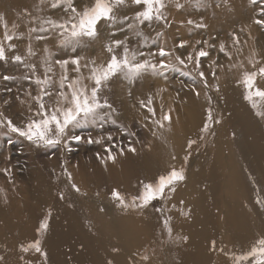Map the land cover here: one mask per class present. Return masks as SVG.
Instances as JSON below:
<instances>
[{
    "label": "bare ground",
    "instance_id": "obj_1",
    "mask_svg": "<svg viewBox=\"0 0 264 264\" xmlns=\"http://www.w3.org/2000/svg\"><path fill=\"white\" fill-rule=\"evenodd\" d=\"M195 1L198 0H163L167 7L164 11L173 16L176 25L180 24L185 29L189 21L194 22L188 17L195 12ZM200 1L205 2L204 9L208 10L203 23L208 24L206 29L210 31L209 19L214 14L212 4L215 0ZM51 3L52 0H44L43 3L41 0H0V16L7 21L9 35L14 36L11 41L4 40L5 28L0 22V41H3L9 57L7 62L0 61V68L14 70L24 67L33 72L26 65H35V72L43 78L46 68L51 67L52 71L47 75L58 76L53 84L59 86L62 69L55 64V60L79 56L81 69L74 78L83 77L82 83L90 89L91 62L95 61L97 67L105 65L111 54L104 53L102 46L119 38H112L110 32L95 39L85 37L82 45L73 52L71 48L60 47L58 30L50 29L48 25H43L49 28L46 32H30L31 28L39 29L46 18L57 21L68 19L69 14L63 10V6L52 9ZM74 3H80L82 10L85 6H91L94 0H74ZM134 5L127 0L126 5L117 9V14L126 16L135 25L130 32L138 36L139 41L134 43L131 38L119 40L127 39L129 48L138 54L151 41L152 35L134 20L135 12L141 11L138 8L140 5H137L138 9L136 6L134 9ZM236 15L240 14L237 12ZM13 24L18 27L13 28ZM168 24L166 19L159 29L164 34L162 48L169 47V42L175 38L172 33L176 26L170 27ZM120 27L118 23L113 28L117 31ZM137 31L140 35L136 34ZM37 35L47 38L37 40ZM102 37H106V42ZM9 43L15 45L14 50L8 49ZM29 46L34 53L32 55L28 53ZM248 47L238 55L239 50L232 53L227 66L231 69L230 74L235 70L240 71L241 67L244 72L250 73L263 66V41H255L254 36ZM45 48L52 53L47 64L45 58L48 52ZM95 50L97 53H94ZM116 51L119 55L123 48ZM15 55L22 56L23 63L15 62L12 59ZM70 68L74 66L69 64L67 69L71 80L74 78L70 76ZM229 73L217 86L221 93V104L217 108L221 114H210L206 126L207 118L200 120L199 115L205 101L202 104L201 100L190 99L186 107H181L180 115L164 107L165 102L159 96L149 103L153 112L155 106L161 104L159 108L163 111L157 113L161 123L149 124L147 127L153 131L152 136L148 135L142 144L132 146L135 151L114 156L115 162L108 159L109 155H101L105 166L98 169L97 174L105 178L103 183L78 181L79 178L90 180L87 165L80 169L77 165L68 167L74 180L67 188L68 196H64L67 199L64 201L59 198L63 192L56 191V184L60 185V182L52 183L46 191L43 189L47 183L32 176L33 180L27 183L29 187L25 191L27 198L22 201L18 200L21 195L17 188L12 185L7 187L6 182L0 183V216L4 218L0 220V257H3L0 264H236L237 257L249 252L259 239L264 238V124L257 115H253L246 102L233 100L230 88L234 75ZM122 76L131 86L119 89L110 101L113 108V115L110 116L115 120V112L128 111L130 92L136 98L135 105L141 107L138 101L150 88L142 84L141 75L137 80ZM151 76L155 79L156 72L151 71ZM118 80L110 79L114 84H118ZM155 89L161 94L158 86ZM261 107L264 112V105ZM161 114L170 119L165 120ZM218 118L221 124L212 125ZM173 169H182L184 179L175 183L174 192L166 188L163 198H158L162 220L155 215L156 210L148 212L152 209L148 207L149 204L140 207V203H126L128 198L137 197L143 185L152 178L159 180ZM137 178L138 181L133 182ZM55 192L58 198L53 196ZM114 192L123 197L127 207L120 204ZM258 200L260 203H257ZM11 213H15V219L10 221ZM140 213L144 215L138 218ZM45 219L48 227L40 231ZM36 240L40 241L46 258L32 248L22 250Z\"/></svg>",
    "mask_w": 264,
    "mask_h": 264
},
{
    "label": "rangeland",
    "instance_id": "obj_2",
    "mask_svg": "<svg viewBox=\"0 0 264 264\" xmlns=\"http://www.w3.org/2000/svg\"><path fill=\"white\" fill-rule=\"evenodd\" d=\"M195 3L193 6L195 7V12L188 17V19H194V22L185 25L187 27L185 29L180 24H175V20H173L171 14L167 15L164 11L167 8L166 6L162 8L163 10L161 9V12L164 14L162 15V19L157 20L154 18L151 21H146L144 24H140L143 30L150 31L152 39L141 48L137 54V58L139 61L147 59L152 64L157 65V77L155 79L151 76V70H147L141 74L142 84L148 88L150 87L146 89L148 90L147 94L138 101L141 107L135 105L136 98L130 92L127 99L129 105L128 111L123 112L120 110L114 114L118 122L110 116L113 115L111 113V110L113 111L112 106L110 109H101L100 111L104 115V120H97L94 124L88 123L77 128H71L70 126L67 134L62 137L61 142L55 147L46 146L43 143H32L18 133L12 132L7 124L8 120H11L15 126L23 128L30 120L41 119V116L38 114L39 105L34 99L40 95V87L35 83V80L37 77H41V74L31 72L30 69H25L24 67H18L14 70L11 68H0V183L6 182L7 187L12 185L17 188L19 195H21L18 200L22 201L25 197L27 198L25 191L29 187L27 183L29 184V181L33 180L32 176L35 177V180L43 179L47 183L43 189L46 191H48L47 187L52 186V183L60 182V185L56 184V191L63 192L59 198L61 201H64L67 200L64 196L66 194L68 196L67 188H69V184H72L74 180L69 173L68 167H75L77 165V168L80 169L81 166L87 165L89 166L90 180L79 178L78 181L80 183L91 182L92 184L103 183L105 182V178L97 174V170L104 169L103 166H105L102 156L109 154L117 156L120 153V155L128 154L132 146L142 144L144 138L146 139L148 135L152 136L153 131L150 128L148 129L147 126L157 122L160 124L161 122L158 120L157 113L163 110L159 108L161 104L159 106L157 104L154 112L149 111V103L154 102L158 96L165 102L164 107L174 110L178 115L183 110L181 107H186L190 99L201 100L202 104L205 101L204 108H201L199 112L200 120L207 118L205 126L208 123V116L210 114L213 115L214 112H218L217 115L221 114L218 111L219 108H217L218 104H221V93L218 92L217 86L222 83L223 76L231 70L227 66L231 61L232 53L236 50H239L237 55L243 53L245 49L249 48L248 46L251 44L254 36L255 41L260 39L264 43V26L254 22L258 19L264 20V16L260 15L261 8L264 7V0H257L255 4L251 3L250 0H215L214 4H212L214 14L209 19L211 25L209 27L210 31L206 29L208 24L203 23L208 14V10L204 9L205 2L198 0ZM79 4H75L78 10H80L81 5ZM135 6L137 8V5H134V9H136ZM140 6L138 8L143 10V6ZM131 12L134 15V12ZM237 12L240 15H236ZM166 19L169 22L168 26H176L172 33L175 35V38L171 39L172 42H169V47L162 48V37H164V34L159 29L163 26ZM130 23L133 24L131 21L126 20L123 24H120V29L115 31L113 27L110 29L109 26L101 21L97 25L98 35L110 32L112 38H131L134 43L138 42V36L131 33V29L127 27ZM201 24L204 27H197V25ZM102 40L106 42V37H102ZM256 43H259V41ZM181 44H183V47H181ZM221 44L224 45L223 51L220 50ZM257 47L260 51L261 48L258 45ZM160 49H163L168 55L160 56ZM101 50L104 53L108 52L106 46H102ZM200 50L207 51L208 56L200 57V63L197 66L196 57ZM117 51L116 53L118 54ZM94 53H97V51L95 50ZM189 56L192 57L191 60H189ZM177 57H179V60ZM180 60H183L182 64ZM161 62L170 65V68L160 72L159 65ZM259 67H264V64ZM173 68L175 70H172ZM239 70L241 72L237 70V73L235 70L231 72L232 74L229 73L230 75H234V80L231 81L230 92L234 101L246 102L250 106L253 115L256 116L257 111L263 112L261 106L264 105V102L262 103L263 100L259 97H253V100L258 105L254 109L252 103L245 99L246 89L241 82L245 72L242 70V67ZM70 71L71 78H74L76 71H74V68H70ZM254 71H258V68L254 69ZM201 72L203 73V77L200 75ZM122 75L117 74L113 76L114 80L119 78L118 84H114V81L111 82L110 80L107 82L101 92L102 100L106 99L110 104V101L114 99L119 89L124 90L131 86V83L128 84L122 79ZM5 76L12 77V79L5 80L3 78ZM25 77H29V79ZM50 77L52 81L51 90L53 92L60 90L59 86L53 84L57 82L58 76L50 75ZM134 80H137V77ZM255 83L256 87L264 89V76L257 75ZM90 84L92 87V80ZM156 86L160 88L159 92L161 94L157 93ZM64 90L66 91L67 89ZM53 100L54 97H44L46 106H51ZM161 115L166 116L165 114ZM220 116L224 117L223 115ZM227 116L228 113L226 114ZM257 118H260L264 124L263 116L257 115ZM203 124L204 121L201 128ZM218 124H221L219 118L212 125ZM263 128L264 126H262V130ZM71 136H80L81 139L79 141L73 140L70 139ZM89 140L92 142H89ZM127 166L129 167V164ZM156 180L158 179L154 178L153 180L152 178L148 183L155 184L157 183ZM136 181H138V178L137 180H133V182ZM53 194L55 198H58L56 192ZM4 202L7 203V201ZM11 202L12 200L9 201V203ZM126 203L128 205H135V203L138 204L140 201L137 200L134 203L133 199L128 198ZM148 207L152 208L148 212L156 210L154 212L155 215L157 214V218L162 220V209H160L161 204L159 199L153 200ZM13 215L15 216V213H11L10 221L15 219ZM143 215V213L138 214V218H141ZM3 219L0 216V220ZM252 259L242 261L246 264H252ZM242 261H239V264H244Z\"/></svg>",
    "mask_w": 264,
    "mask_h": 264
},
{
    "label": "snow or ice",
    "instance_id": "obj_3",
    "mask_svg": "<svg viewBox=\"0 0 264 264\" xmlns=\"http://www.w3.org/2000/svg\"><path fill=\"white\" fill-rule=\"evenodd\" d=\"M44 0H41L43 3ZM251 3H257V0H250ZM127 0H94L91 6H85L82 10H78L75 6L74 0H52L50 7L52 9L61 8L68 13V19L66 20H53L51 18H46L42 20L39 29L31 28L30 32H46L50 29L58 30L60 39V47L71 48L73 52L76 51L78 47L82 45L83 39L86 37L88 39H95L98 36L97 25L104 22L105 25L109 27H114L115 25L123 24L127 17H120L117 14V9L126 5ZM131 3L135 5H142L143 10L137 11L135 13L134 20L139 24H144L145 21H151L154 18L157 20L162 19L161 9L165 7L163 0H131ZM260 15L264 16V7L261 8ZM0 22L3 23L5 28L4 40L11 41L14 39L13 35H9L7 29V21L0 16ZM261 26H264V20L254 21ZM192 23V21H189ZM43 25H48L49 28H45ZM13 28L18 27L16 24L12 25ZM128 29H133L134 24H128ZM197 27H204V25H197ZM137 35L140 32L137 31ZM114 35V33H113ZM47 37L42 35H37L36 39H46ZM206 43V42H205ZM115 46V47H113ZM123 48L121 54H117L115 49ZM183 47V44H181ZM107 51L111 54L110 59L105 65L96 66L95 61H92L93 67L90 69V77L93 81V86L89 87L82 83L83 77L78 76L74 79H69L67 74L68 65L74 66V71L80 72L81 57L76 56L69 59H56L55 64L59 65L62 69V75L59 80V89L56 92L51 90V78L47 75L48 72L52 71L51 67H47L45 75L43 78L37 77L35 83L40 87V95L34 99L37 101L39 108L38 114L41 116L40 120H30L25 127L15 126L11 120H8L7 124L12 132L18 133L20 136L25 137L27 140L35 144L43 143L46 146L55 147L61 142L62 137L67 134V130L71 128H77L88 123H96L97 120H104V115L101 114V109L111 108V105L106 99L101 98V92L106 86L107 82L117 74H123L127 79H134L140 76L143 72L151 70L153 73L157 71V65L152 64L149 60L145 59L143 61L137 60V53L130 49L127 43V39L113 40L109 45L106 46ZM8 49L14 50L15 45L9 43ZM220 50H224V45H220ZM45 51L48 52V57L45 58V63L51 59L52 53L49 52L47 48ZM29 55L34 54L31 46L28 48ZM160 56H166L163 49H160ZM208 56V52L200 50L197 53L196 64L199 66L200 57ZM9 59L6 54V49L3 41H0V61H5ZM15 62L23 63V58L20 55H15L12 57ZM179 60V57H177ZM192 57L189 56V60ZM183 63V60H180ZM86 66V65H85ZM30 67L33 72H35V65H26ZM170 68V65L164 64L163 62L159 65L160 72H163ZM172 70H175L174 68ZM203 77V73H200ZM257 75L264 76V67L258 69L254 72H245L243 74L242 83L246 89L245 99L252 103V107L255 109L258 107L257 103L253 100V97H259L264 100V89L256 87V77ZM5 80L12 79V77L5 76ZM29 79V77H25ZM64 89H67L66 91ZM53 98V103L51 106H46L44 102V97ZM152 111V109H149ZM258 116H264V112L257 111ZM209 118H211L209 116ZM165 120H169V116H164ZM162 126V125H161ZM70 139L79 141L80 136H71ZM111 139V137H109ZM89 142H92L89 140ZM99 142V141H97ZM192 143V142H190ZM135 151L134 149H131ZM108 159L115 162V157L109 154ZM184 179L183 170L177 171L173 169L167 176L159 177L157 183L144 184L143 190L137 197H133V202L139 200L140 204L138 206L145 207L150 204L153 200L158 198H163L165 189L168 188L169 191H175V183L182 181ZM75 187V185H73ZM79 191V189H77ZM114 197L119 200L120 204L127 207L124 204V199L118 192L113 193ZM257 203H260L258 200ZM159 211V209H158ZM168 221H165L167 226ZM48 227L47 219H45L40 225V231L46 230ZM171 229L169 228V233ZM187 239L186 237L184 238ZM215 242H213L214 246ZM29 248L34 249L36 252H40L46 258V253H43L40 247V241L36 240L27 247H23V251H28ZM252 259V264H264V238L257 241L249 252L236 258L237 264L239 261ZM3 259V257H0ZM147 259V257H144Z\"/></svg>",
    "mask_w": 264,
    "mask_h": 264
}]
</instances>
